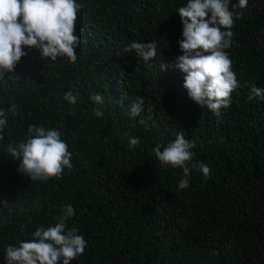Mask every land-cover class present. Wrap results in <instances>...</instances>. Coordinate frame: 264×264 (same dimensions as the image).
Segmentation results:
<instances>
[{
    "label": "trees",
    "instance_id": "1",
    "mask_svg": "<svg viewBox=\"0 0 264 264\" xmlns=\"http://www.w3.org/2000/svg\"><path fill=\"white\" fill-rule=\"evenodd\" d=\"M77 2L84 6L76 63L25 49L0 81V108L18 106L0 140V264L7 245L54 224L67 204L76 212L69 226L87 240L71 264H264V100L248 99L252 86L264 88V0H248L231 29L227 51L239 87L221 116L187 95L174 67L182 38L176 11L186 0ZM132 41H155L157 58L145 64L126 53ZM68 91L75 104L63 99ZM97 92L103 118L89 99ZM138 96L144 108L130 117ZM31 124L59 129L68 144L73 167L60 179L33 181L7 154ZM178 131L195 141L191 163L211 169L205 179L192 168L182 191L183 170L161 166L153 152ZM129 137L139 145L129 148Z\"/></svg>",
    "mask_w": 264,
    "mask_h": 264
},
{
    "label": "clouds",
    "instance_id": "2",
    "mask_svg": "<svg viewBox=\"0 0 264 264\" xmlns=\"http://www.w3.org/2000/svg\"><path fill=\"white\" fill-rule=\"evenodd\" d=\"M83 4L77 0H0V81L14 73L28 51L36 49L40 58L56 61L64 58L75 64L78 56L76 48L81 43L77 34L76 22ZM248 0H186L177 9L182 24L181 39L177 41L180 53L174 58V67L183 75V88L198 105L206 106L214 116H221L222 109L231 106L232 93L239 87L236 73L232 70V60L227 49L234 43L232 37L235 19L242 17ZM126 53H134L145 64L157 58L155 41H132L125 46ZM165 65H161L164 68ZM264 100V88L252 86L249 100ZM63 99L70 104L77 102L72 91ZM89 99L97 105L93 113L103 118L102 107L105 98L100 93L91 94ZM144 99L136 97L130 104V117H137L144 108ZM18 106L0 108V140L9 114L15 115ZM144 123L143 120L138 121ZM127 135V133H125ZM57 128L29 125L24 139L8 143L6 151L18 161L17 172L33 181L60 179L65 169L73 167L72 153L68 144L61 138ZM138 137H129L128 146H138ZM195 141L185 138L178 131L175 139L161 150L153 148L155 157L163 167L171 166L183 170V178L177 190L187 189L192 168L202 173L205 179L211 175L210 167L193 160ZM190 165V166H189ZM76 215L74 208L63 205L55 223L41 225L31 233V238L9 244L4 249L5 264H71V261L84 254L87 240L75 225L68 221Z\"/></svg>",
    "mask_w": 264,
    "mask_h": 264
}]
</instances>
